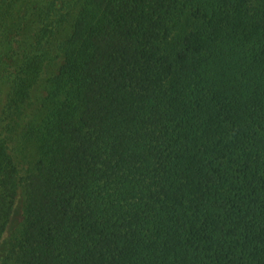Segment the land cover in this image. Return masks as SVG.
I'll list each match as a JSON object with an SVG mask.
<instances>
[{
  "label": "trees",
  "instance_id": "obj_1",
  "mask_svg": "<svg viewBox=\"0 0 264 264\" xmlns=\"http://www.w3.org/2000/svg\"><path fill=\"white\" fill-rule=\"evenodd\" d=\"M81 1L43 106L56 8L0 113V264H264V0Z\"/></svg>",
  "mask_w": 264,
  "mask_h": 264
},
{
  "label": "rangeland",
  "instance_id": "obj_2",
  "mask_svg": "<svg viewBox=\"0 0 264 264\" xmlns=\"http://www.w3.org/2000/svg\"><path fill=\"white\" fill-rule=\"evenodd\" d=\"M38 4L35 5V0H19L18 5L14 13V19H17L14 26L10 23L6 25L3 23V18L0 17V113L6 101V95L13 82V78L17 76L19 68L24 61V58L29 54L31 50V43L34 42V35L39 30V26L42 23L48 24L49 17L47 11L52 9H61L63 14L62 18L49 23L55 34L52 38H49L46 43L47 52L54 57V59L47 64L43 69L38 81L31 89V105L30 109L25 112L23 118L20 119V125L26 123L32 114L39 111L43 106V99L45 92L49 86V78L54 74L59 67L62 59L65 47L69 36L71 35L72 25L82 7V1L70 2V0H55L61 2L62 5L58 7L52 6V0H37ZM67 12L71 14L67 15ZM26 15L25 19L24 16ZM5 18L6 12L3 13ZM11 18V16H10ZM9 18V20H10ZM7 19V16H6ZM24 19V20H23ZM8 20V19H7ZM8 20V22H9ZM4 25V26H3ZM6 25V26H5ZM1 115V114H0ZM20 166L33 162L35 157V151L33 154L30 149V144L26 142L22 145V149L19 152ZM9 230H7L3 236V240L0 243V258L5 251L6 243L9 238V232L17 225L19 221V210L15 213Z\"/></svg>",
  "mask_w": 264,
  "mask_h": 264
}]
</instances>
